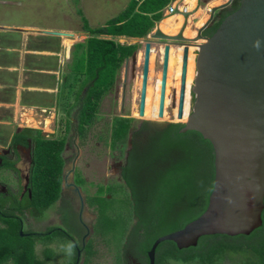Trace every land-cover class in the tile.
Returning a JSON list of instances; mask_svg holds the SVG:
<instances>
[{
	"label": "trees",
	"instance_id": "1",
	"mask_svg": "<svg viewBox=\"0 0 264 264\" xmlns=\"http://www.w3.org/2000/svg\"><path fill=\"white\" fill-rule=\"evenodd\" d=\"M238 1L217 12L203 35L211 36L238 8ZM169 2L129 0L119 14L98 27H91L77 8L86 38L72 46L64 75L58 102L65 111L60 121L63 129L44 138L41 130L22 128L10 138L11 147L31 146V164L21 200L0 194V264H50L55 256L50 245L56 236L73 246L69 264H93L97 239L112 252L113 264H131V258L149 264L147 253L156 239L180 230L204 212L213 187L211 144L193 131L180 134V123L150 129L148 122L136 125L133 118L114 117L108 146L112 158L123 160L120 181L97 185L86 197L95 219L84 247L80 246L82 233L74 239L60 226L38 232L24 229L27 215L41 221L60 201L66 164L63 153L70 138L85 139L124 62L139 50L138 43L122 44L118 38H147ZM144 132L146 142L135 143ZM14 165L6 162L4 168L13 170ZM74 182L82 188L85 184L78 173ZM261 219L262 225L248 236H205L195 247L182 250L164 241L155 250L154 264H264V209ZM37 246H41L39 253Z\"/></svg>",
	"mask_w": 264,
	"mask_h": 264
},
{
	"label": "water",
	"instance_id": "2",
	"mask_svg": "<svg viewBox=\"0 0 264 264\" xmlns=\"http://www.w3.org/2000/svg\"><path fill=\"white\" fill-rule=\"evenodd\" d=\"M202 2L196 1L195 11L182 13L184 23L177 35L163 34L157 24L147 38H130L132 44H144L137 109L139 118H143L144 114L152 47L163 48L158 118L163 117L169 49L183 48L178 120L183 117L188 49L190 46L196 47L195 77L190 89V109L186 121L148 123L156 128L180 123L183 125L180 134L196 132L211 144L213 150V187L204 212L180 230L156 239L147 253L149 264H154L155 250L164 241L172 242L182 250L195 247L199 239L205 236H248L262 225L264 0H239L238 8L226 16L208 37L203 32L213 22L214 15L227 9L234 0L211 7L207 20L196 30V36L185 38L183 30L188 18L201 8ZM177 13L178 10H175L174 14ZM0 30L32 32L58 38L74 37L71 33L50 30L10 27H0ZM135 58L136 53L132 56L133 60ZM41 135L48 137L45 132Z\"/></svg>",
	"mask_w": 264,
	"mask_h": 264
},
{
	"label": "rangeland",
	"instance_id": "3",
	"mask_svg": "<svg viewBox=\"0 0 264 264\" xmlns=\"http://www.w3.org/2000/svg\"><path fill=\"white\" fill-rule=\"evenodd\" d=\"M129 0H0V27H6L9 25L11 28L15 29H25L36 28L39 30H50L58 32H66L74 35L72 38H58L56 43L58 44L59 56L61 59L60 67V80H62V85L64 83V75L67 74V54L66 50L63 48L64 39L71 40V47L73 44L82 42L86 35L82 32V22L76 13L77 8L81 9L84 17L88 21L91 27H98L104 25L108 20L119 14ZM211 0H203L201 4L202 14L206 15V19L209 15L208 3ZM226 0H223V2ZM222 2V3H223ZM197 18L192 19L191 28L197 30L194 27L195 23L198 21ZM206 21V20H205ZM4 24V25H3ZM156 25V23H155ZM29 35L28 38L35 42L52 41V37L37 33L24 32ZM9 34V35H8ZM7 35L0 34V39H9V36L13 40L17 39L15 33H8ZM35 35V36H32ZM49 39V40H48ZM122 42V41H121ZM202 41H199L201 43ZM123 43V42H122ZM126 43V42H124ZM127 43H130L127 41ZM70 47V49H71ZM144 44L139 43V50L136 52L135 60L131 58L127 59L122 68L120 69L116 83L113 89L103 98L100 104L97 119L93 126L88 130L86 137L83 141L78 140L76 137L70 138L67 147L63 153L66 165H72L73 174L78 173L81 175L85 184L82 188V195L84 199L90 196L96 190L97 185H105L109 182L120 181L118 175L119 165L123 160L118 161L111 156V150L108 146L109 142V132L111 120L114 117H126L133 118L136 120L135 124L138 125L139 122L145 121H161V120H150L143 119L134 116V108H138V97L139 88L137 87V82L140 80L141 66H142V56L141 60L138 58V54L143 52ZM155 51L153 70L155 80L157 74L160 70V63L158 59V52L160 47L153 46ZM156 49V50H155ZM69 50V49H68ZM196 53H194V56ZM61 85V87H62ZM174 91L170 94L171 103L167 109L168 119L162 120L165 122H174L172 118ZM48 102V101H47ZM47 104V103H46ZM137 105V107H136ZM53 111L48 114H44V117L48 118L52 115ZM34 115V114H33ZM40 111L35 113L34 116L23 117L22 122L20 115H18L17 125L19 128H32L38 129L50 135L56 136L59 130L63 129L60 126V121L65 119V111L63 106L59 104L55 108V120L54 123L47 128L39 121ZM1 116V115H0ZM27 118V119H26ZM16 125V126H17ZM15 125L13 127L6 126V128H0V151L7 147V141L14 131ZM75 143L79 154L75 158L76 147L73 145ZM19 168L20 181L17 182L14 173H0L2 182L11 189L13 193H16L17 186H23L25 183V178L27 172V162L24 158L20 160L17 164ZM68 172V171H67ZM72 174V180H73ZM65 201V200H64ZM60 201H58L53 207L46 211L42 220L47 218L44 223L41 221L30 218L27 215L25 221V230L27 231H42L48 224H55V226L62 227L67 233H69L74 239H77L82 233V223L79 216L73 213L75 216V223L72 220V224L64 222L61 217V224H59V219L56 213L61 210ZM89 214H94V210L91 207L87 208ZM59 227V228H60ZM82 236V235H81ZM53 243H51L50 248L54 250L55 256L50 264H69L73 259V246L71 242L66 241L58 236L54 237ZM115 247V245H113ZM37 252L39 253V248L37 246ZM113 247V248H114ZM96 256L93 259V264H113V254L107 249L98 239L95 240Z\"/></svg>",
	"mask_w": 264,
	"mask_h": 264
},
{
	"label": "crops",
	"instance_id": "4",
	"mask_svg": "<svg viewBox=\"0 0 264 264\" xmlns=\"http://www.w3.org/2000/svg\"><path fill=\"white\" fill-rule=\"evenodd\" d=\"M214 1L208 3L209 9ZM25 29L36 30L33 27H25ZM11 32L17 36L16 40L10 36L6 40L0 39V128L16 126L18 115H20L19 120H22L23 117L34 116L39 111L40 123L46 127L45 124L48 122L50 126L55 120V108L59 102L62 85L59 71L61 59L55 41L58 37L50 36L53 38L52 41L39 43L31 41L29 35L23 31L0 30V34L3 35ZM44 37L47 35H43L41 40H45ZM118 41L132 44L130 38L121 37ZM63 46L67 54L66 60L69 62L71 46L69 50L65 45ZM43 109L53 111V116L51 115L47 120L44 114H41ZM18 129L22 128L17 125L14 131Z\"/></svg>",
	"mask_w": 264,
	"mask_h": 264
},
{
	"label": "bare ground",
	"instance_id": "5",
	"mask_svg": "<svg viewBox=\"0 0 264 264\" xmlns=\"http://www.w3.org/2000/svg\"><path fill=\"white\" fill-rule=\"evenodd\" d=\"M196 1L193 0L188 5L189 11H195L196 8ZM223 0H215L210 5L212 7L221 4ZM208 10V9H207ZM202 14V9H198L190 18H188L187 25L183 30V36L185 38H194L196 36V30L191 28L192 19L197 18L199 16L198 21L195 23L196 28L201 27L206 19V15ZM184 23V19L180 15L170 16L164 18L160 23H158V29L165 35L174 36L179 33L182 29ZM71 40L64 39V44L69 49L71 45ZM199 42V41H198ZM196 47L190 46L188 49L187 55V69H186V79H185V96H184V107H183V117L181 120L177 119V104L179 99V91H180V78H181V66H182V55H183V48L182 47H170L169 54H168V63H167V76L165 82V97H164V110H163V117L158 118V109H159V98H160V83H161V71L157 74L155 80L153 81V61L155 56V51L152 50L150 57H149V73H148V80L146 84V91H145V102H144V114L143 119H150V120H166L168 119L167 109L171 103L170 94L174 91V107L172 110V118L174 121L184 122L187 119V115L190 109V89L193 84V80L195 77V56L194 50ZM156 50V49H155ZM160 51L163 52V48H160ZM141 52L138 54L139 60H141ZM141 76V75H140ZM137 87L141 88V77L140 80L137 82ZM140 91V90H139ZM137 107V105H136ZM138 108V107H137ZM134 116H138V110L134 108L133 112ZM46 128L48 127L49 123L47 122Z\"/></svg>",
	"mask_w": 264,
	"mask_h": 264
},
{
	"label": "flooded vegetation",
	"instance_id": "6",
	"mask_svg": "<svg viewBox=\"0 0 264 264\" xmlns=\"http://www.w3.org/2000/svg\"><path fill=\"white\" fill-rule=\"evenodd\" d=\"M161 70V66H160ZM148 127L150 129H161V128H156L148 124ZM147 132L142 133L141 137H138L135 140V143L144 144L147 140ZM10 140L7 142V147L1 149L0 151V173H14L17 179V182L20 181V176H19V168L17 167V164L20 162L22 158L25 159L27 162V172L29 173V168L31 164V155H30V147H22V146H17V147H11L10 145ZM73 145L76 147L75 143ZM67 147V146H66ZM132 147L131 143L128 144V150H130ZM79 154V150L76 147V152H75V158H77ZM6 162H15L14 169L13 170H8L4 168V164ZM72 165H66L64 166V172H63V180H62V185H61V199H60V205L61 210L56 213V216L59 219V224L64 220V222H67L69 224H72V220H74L75 223V216L73 213L78 214L79 219L82 223V236H81V241H80V246L84 247V244L88 241L89 235L91 233V226L94 222L95 215L89 214L87 212L88 205L86 204V198L84 199L82 195V187L78 186L74 182V174H73V167ZM120 168L121 164L119 165L118 168V175L120 177ZM68 171V172H67ZM72 174H73V180H72ZM28 178V174L26 176ZM25 178V183L23 186L20 187V185H16V193H13L11 189L6 185L4 182H0V194L5 195L6 197H11V196H18V200H21L24 196V194L27 192V184L28 181H26ZM65 200V201H64ZM61 217L63 220L61 221ZM47 221V218L45 219ZM45 220H42L41 223H44ZM55 226V224H48L44 229ZM78 258L81 257L80 250H78ZM131 264H138L134 259H130Z\"/></svg>",
	"mask_w": 264,
	"mask_h": 264
},
{
	"label": "built area",
	"instance_id": "7",
	"mask_svg": "<svg viewBox=\"0 0 264 264\" xmlns=\"http://www.w3.org/2000/svg\"><path fill=\"white\" fill-rule=\"evenodd\" d=\"M191 1H193V0H170L169 4L162 11V16H163L162 20L166 17L176 16V15L182 16V13L191 12L188 10V5L190 4ZM175 10H178L177 14H174ZM152 50H154V49L152 48L151 52H152ZM194 53H196V49L194 50ZM162 55H163V52L159 51L158 52V59H159L160 66L162 64ZM48 113H49L48 110H45V109L41 110V114H48ZM21 122H22V120H21Z\"/></svg>",
	"mask_w": 264,
	"mask_h": 264
}]
</instances>
